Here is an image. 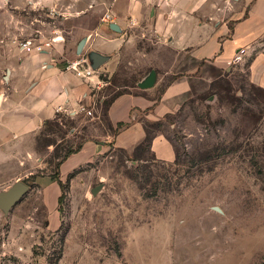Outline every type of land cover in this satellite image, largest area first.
<instances>
[{
    "label": "rangeland",
    "instance_id": "rangeland-1",
    "mask_svg": "<svg viewBox=\"0 0 264 264\" xmlns=\"http://www.w3.org/2000/svg\"><path fill=\"white\" fill-rule=\"evenodd\" d=\"M23 14L28 28L47 27L36 23L48 20L44 12ZM134 35L95 71L101 87L89 103L0 143V191L29 186L8 214L0 211V264H264V90L249 83V60L193 75L173 112L142 117L145 139L129 154L112 147L119 132L109 104L146 90L152 72L158 94L181 59ZM157 138L158 154L173 161L155 158ZM103 140L111 142L103 154L62 177L58 169L66 186L59 204L50 179L59 159Z\"/></svg>",
    "mask_w": 264,
    "mask_h": 264
},
{
    "label": "crops",
    "instance_id": "crops-1",
    "mask_svg": "<svg viewBox=\"0 0 264 264\" xmlns=\"http://www.w3.org/2000/svg\"><path fill=\"white\" fill-rule=\"evenodd\" d=\"M27 10L44 12L46 23H36L47 27L23 25ZM105 13L111 22L102 21ZM135 31L181 59L158 94L155 88L134 89L111 101L108 120L113 126L128 124L115 137V149L134 152L145 139L142 117L173 112L176 100L191 90L193 75L207 67L228 71L240 49L243 61L249 60V83L264 90V0H0V143L37 134L58 111L89 103L101 87L99 76L82 79L66 65L78 56L91 67L94 55L106 62L133 42ZM30 36L50 46L21 52L18 42ZM160 143L158 138L151 142L155 158L173 161L175 154H158ZM107 144L86 141L60 166L61 177L103 154Z\"/></svg>",
    "mask_w": 264,
    "mask_h": 264
},
{
    "label": "built area",
    "instance_id": "built-area-1",
    "mask_svg": "<svg viewBox=\"0 0 264 264\" xmlns=\"http://www.w3.org/2000/svg\"><path fill=\"white\" fill-rule=\"evenodd\" d=\"M51 16H55L54 12H51ZM102 21L104 22H111L112 17L110 14H104L102 17ZM37 35L39 33L36 32ZM50 44L45 42L43 43L37 36H30L27 39L20 40L18 42V48L21 52L24 53H32V52H43L44 48L49 47ZM245 54L244 49H240L235 57L233 58V63H240L243 60V55ZM87 58L84 56H79L76 60L69 62L65 70L73 72L76 76L86 79L90 78L94 75L95 71L92 69L91 66L87 65ZM59 112V111H58Z\"/></svg>",
    "mask_w": 264,
    "mask_h": 264
},
{
    "label": "water",
    "instance_id": "water-1",
    "mask_svg": "<svg viewBox=\"0 0 264 264\" xmlns=\"http://www.w3.org/2000/svg\"><path fill=\"white\" fill-rule=\"evenodd\" d=\"M110 29L113 31H117V28L114 25H111ZM80 47L81 43L79 44L78 48ZM91 61L93 64L92 69L96 71L97 69H99L100 64L104 62V59L97 55H94L93 57H91ZM155 78L156 75L152 72L147 82L141 85V88H152L155 82ZM28 191L29 186L22 181H17L7 190L0 191V211L3 212L5 215L8 214L9 211L20 202V200L25 196ZM217 210L220 212L219 209Z\"/></svg>",
    "mask_w": 264,
    "mask_h": 264
},
{
    "label": "trees",
    "instance_id": "trees-1",
    "mask_svg": "<svg viewBox=\"0 0 264 264\" xmlns=\"http://www.w3.org/2000/svg\"><path fill=\"white\" fill-rule=\"evenodd\" d=\"M56 119H57V115H56V118H55V119H53V120H51V121H47V122H45L44 125H43V127L46 128L49 124H54V122L56 121ZM127 126H128L127 123H117V124H116V129L114 130V136L117 135L118 132H120L121 129H124V128L127 127ZM44 132H45V130L43 129V130L41 131V133H44ZM85 142H86V141H85ZM85 142L78 144V146H77L74 150H69V151H67V152H66V153H65V154L59 159V162H58V164L56 165V169H57L56 172H55L53 175L50 176V179L52 180V182H56L57 185L59 186L60 191H61V196L58 198V203H59V204H60V203L62 202V200H63V194L65 193L66 186H65L64 183H62V182L60 181V178H59V171H58V169L60 168V166L63 164V162H64V161H65L70 155L77 153V152L81 149L82 145H83Z\"/></svg>",
    "mask_w": 264,
    "mask_h": 264
}]
</instances>
